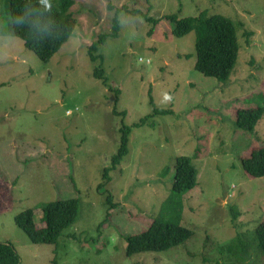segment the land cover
<instances>
[{
	"label": "rangeland",
	"instance_id": "374dc122",
	"mask_svg": "<svg viewBox=\"0 0 264 264\" xmlns=\"http://www.w3.org/2000/svg\"><path fill=\"white\" fill-rule=\"evenodd\" d=\"M74 2L72 36L44 63L14 35L9 0H0V242L13 245L19 264H264L254 236L264 222V177L250 178L241 164L264 146V114L253 131L235 124L237 110L264 106V0ZM126 9L153 18L206 12L233 20L240 51L229 80L195 69L194 31L177 37L167 20L153 25ZM117 12L119 35L99 53L119 95L93 77L97 63L87 53L112 32ZM154 107L168 112L152 115ZM114 109L127 112L129 154L99 190L119 146ZM179 156L191 158L197 185L166 201ZM69 199L79 200L80 213L57 244H34L15 222L32 209L42 228L41 205ZM156 219L193 235L168 251L127 257L126 238ZM234 240L250 244L242 258L221 250Z\"/></svg>",
	"mask_w": 264,
	"mask_h": 264
},
{
	"label": "trees",
	"instance_id": "16d2710c",
	"mask_svg": "<svg viewBox=\"0 0 264 264\" xmlns=\"http://www.w3.org/2000/svg\"><path fill=\"white\" fill-rule=\"evenodd\" d=\"M52 10L44 11L39 0H9L10 18L17 14L25 15L21 25H12L13 33L20 38L27 49L33 51L41 61L48 63L49 60L69 40L75 28V20L71 14L74 0H51ZM110 9L114 7L109 4ZM128 14H140L145 20L156 25L161 20H167L173 24L172 34L181 37L195 32L196 63L195 69L207 77H214L225 83L238 60L240 44L238 38L239 26L230 18L220 14H208L199 12L195 16L179 17L177 14L167 15L160 18L149 17L148 14L138 9H126ZM112 32L102 34L98 40L87 48V53L92 62L97 63L94 68L93 77L101 80L103 84L110 87L107 81L104 68V56L99 53L100 47L106 43L109 36L118 37L120 32L119 13H115L112 20ZM151 34V32L149 33ZM247 38L251 32L245 33ZM120 94L119 89L114 90ZM118 97V96H117ZM151 105L154 102L151 99ZM168 110L154 107L153 114L166 113ZM114 114L121 117L119 129V146L116 154L110 159V165L105 168L103 182L98 186L101 190L112 181L111 171L115 170L123 159L129 154V136L132 128L125 124L126 111H117ZM264 114V106L255 108L239 109L236 111L235 124L245 130L253 131ZM148 115L141 119L136 126L144 125ZM242 168L250 178L264 177V146L253 149L248 156L242 157ZM169 171L166 170V173ZM197 185V172L191 158L179 156L175 161V175L171 183V193L166 201H172L176 195L186 193ZM109 209L116 206L112 195L106 198ZM43 211L42 220L44 227L38 228L34 220V210L27 209L15 217V222L31 239L34 244H57L63 231L74 224L80 213V202L78 199L58 200L41 205ZM232 221L240 216L237 211L231 208ZM193 232L177 222H164L154 220L143 232L129 235L126 238V255H133L145 252H164L179 246L189 240ZM255 240L261 247L264 254V222H261L254 232ZM248 244V243H247ZM234 240L221 250L228 257L242 258L247 253L250 244ZM20 256L10 243L0 242V264H19ZM52 264H57L54 259Z\"/></svg>",
	"mask_w": 264,
	"mask_h": 264
},
{
	"label": "clouds",
	"instance_id": "9594fccd",
	"mask_svg": "<svg viewBox=\"0 0 264 264\" xmlns=\"http://www.w3.org/2000/svg\"><path fill=\"white\" fill-rule=\"evenodd\" d=\"M40 4L43 5L44 11H51L52 10V3L51 0H39ZM25 15H28L27 12L24 14H17L11 17V20L9 21L12 25H21L24 22ZM165 99H170L169 96H165ZM71 113V112H68Z\"/></svg>",
	"mask_w": 264,
	"mask_h": 264
}]
</instances>
